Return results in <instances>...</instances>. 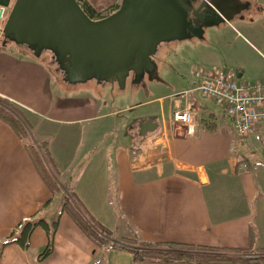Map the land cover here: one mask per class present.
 <instances>
[{"label": "crops", "instance_id": "obj_1", "mask_svg": "<svg viewBox=\"0 0 264 264\" xmlns=\"http://www.w3.org/2000/svg\"><path fill=\"white\" fill-rule=\"evenodd\" d=\"M86 1L101 12L122 0ZM240 3L245 6L230 15V21L245 19L250 13L252 3ZM2 40L0 30V97L20 106L32 129L35 123L44 122L43 130L36 127L40 140L35 141L46 143L63 191L108 231L111 244L134 249L139 235L152 245L214 247L212 251L219 254L240 255L264 248V149L252 139H239L223 109L227 121H221L218 128L213 114L208 121L200 120V93L179 97V101L170 94L172 112L182 109L187 101L194 105L195 123L174 125L172 113L169 120L158 122L146 112L120 121L121 114L137 105L122 104L114 110V99L107 102V91L101 99L102 95L80 89H99L104 84L95 80L73 86L56 75L60 84L78 89L64 94L60 85V92L55 91L52 68L42 54L35 56L30 49L13 43L3 45ZM211 68L220 67L205 70ZM180 83L174 85L183 87ZM189 86L188 82L185 89ZM156 100L161 105L163 98ZM148 119L157 125L156 131L137 135L139 124ZM125 124L131 127L126 136H133L137 147L132 142L124 145ZM148 136L151 143L145 145ZM57 137H61L59 147ZM110 139L114 141L106 144ZM255 174L263 176L261 184H256ZM51 198L20 140L0 122V243L25 221L37 217L53 220L57 204L43 209ZM118 221L136 241L122 236L119 242L112 237ZM47 241L44 230L36 229L27 251L7 246L0 264H140L128 251L111 250L109 245L96 247L65 214L60 217L51 256L38 263L37 256Z\"/></svg>", "mask_w": 264, "mask_h": 264}, {"label": "water", "instance_id": "obj_2", "mask_svg": "<svg viewBox=\"0 0 264 264\" xmlns=\"http://www.w3.org/2000/svg\"><path fill=\"white\" fill-rule=\"evenodd\" d=\"M240 0H122L117 11L90 19L76 0H0L9 8L1 33L35 56L50 52L66 63L70 85L90 80L118 83L142 79L154 70L159 44L200 37L207 27L230 21ZM239 6V7H238ZM197 30V32H195ZM151 119L139 124L140 135L154 131Z\"/></svg>", "mask_w": 264, "mask_h": 264}, {"label": "rangeland", "instance_id": "obj_3", "mask_svg": "<svg viewBox=\"0 0 264 264\" xmlns=\"http://www.w3.org/2000/svg\"><path fill=\"white\" fill-rule=\"evenodd\" d=\"M249 1L253 6L251 7L250 13L245 16V19H233L230 21V25H226L229 22L228 21L227 23L219 26H213L212 28L206 27L200 37L197 36L190 40L185 39L182 41H173L168 44L166 43V45L160 49L158 57L154 60V70L150 73H146L139 81L132 80V78H130V80L123 87H121L118 83L108 84L106 82L100 86L99 89H94L91 86L87 88L84 86L80 89L85 93L89 92V94L93 91V93L97 94L99 97L102 95L101 99H103V95L107 91V94L110 96L107 102L110 104L111 99H114V104L112 106V109L114 110L122 106V104H133V106L137 105L134 108L128 109L124 114H121L119 116L120 121L128 119L130 115L137 113L143 114L146 112L150 115L152 114L153 117H157V121L161 122L162 118L169 120L172 113L170 109L171 105L169 103L170 98H167L168 95L177 94L178 92L183 91L188 86V82L191 85L195 70L204 69V71H207V69L205 70L206 67L218 66L226 73H231L234 76V79L239 83H254L256 81H263L264 0ZM117 3L120 5L121 1H118ZM8 11L9 8L7 12ZM236 34H239V37L236 38ZM241 35H243V37ZM4 42L5 41L3 39L2 44ZM41 56L48 60V64L52 68V88L55 91L60 92V85H62L64 94H74L78 88L68 89V84H60L57 79L56 75L63 80V75L59 69H57L55 61L52 58V54L47 51L42 53ZM239 74L242 76L239 77ZM175 81H180V84H182L183 87L175 86ZM90 85H94V82ZM158 98H163L161 105L157 103L156 99ZM201 98L203 99L201 102L203 108L200 112V120L206 119L208 121L210 118L209 115L213 114L216 118H218L219 124H217V127L220 128L221 121H227V119L222 116V108L202 96ZM175 99V101L180 100L179 96L175 97ZM204 107H206V109H204ZM21 112L22 111H20L19 114H21ZM201 115H204L205 118L202 119ZM23 120L27 123L26 119L23 118ZM120 125L121 124H119V127ZM30 127L29 131L32 137L40 140L39 135H37L38 132L36 133L35 131L37 129V131H41V129L43 130L46 128L44 122H41V124L35 123L33 125V129L31 125ZM129 128H131L130 124L123 125L125 136L124 145L131 146L130 143L132 142L133 147H137L138 142H135L134 137L132 136V139H130L126 136ZM60 139L61 137H57L55 139V142L57 143V145L55 144L56 147H59ZM150 140L151 136H148L145 140V145L151 143ZM113 141L114 139H110V142L107 141L106 144ZM252 167L255 168L253 165ZM256 171L259 173L258 170ZM254 177L256 179V184L262 183V175L260 176V174H255ZM118 224L119 227L113 231L114 234L112 237L115 240L122 242V236H126L130 237L127 241H133L135 235L126 232L125 226L122 222L118 221ZM136 239L137 241L133 242L132 246L134 249L142 247L141 242H146L143 241L139 235ZM155 245L158 246V244ZM160 246L164 248H171L172 245L163 244ZM193 246L197 247V245ZM214 249L216 250V248Z\"/></svg>", "mask_w": 264, "mask_h": 264}, {"label": "trees", "instance_id": "obj_4", "mask_svg": "<svg viewBox=\"0 0 264 264\" xmlns=\"http://www.w3.org/2000/svg\"><path fill=\"white\" fill-rule=\"evenodd\" d=\"M13 1V0H12ZM84 13L92 20L103 19L119 8L118 4H113L107 9L98 12L86 0H76ZM4 39V38H3ZM6 43H13L6 41ZM14 44V43H13ZM15 46H19L14 44ZM19 47L27 48L22 45ZM21 114H19V112ZM23 109L17 104L0 97V122L4 123L12 130L20 140L28 158L37 171L40 179L50 191L52 198L45 204V207L53 202L57 204L58 212L53 220L47 221L45 218L25 221L10 236L0 243V255L3 249L10 245L17 246L22 251H27L30 247V238L36 229H42L47 235V244L37 256L38 263L44 262L53 252V242L60 217L65 214L82 232V234L96 247L102 248L109 245L111 250H125L132 253L134 261L140 264H264V248L255 253H244L240 255L219 254L212 251L211 247L172 245L171 248L161 247L160 244L152 245L149 242H141L142 247L131 249L123 245L111 244L108 240V231L101 225L91 220L90 217L81 210L71 194L64 192L57 180V173L54 166L48 159L46 143H38L32 137L29 126L26 122ZM21 115V116H20ZM28 126V127H27ZM264 129V126L261 127ZM239 139H252L240 138ZM255 141L254 139H252ZM256 142V141H255ZM261 146V145H260ZM263 148V147H262ZM264 149V148H263ZM133 241H136L133 239ZM210 249V250H208ZM215 250V249H214Z\"/></svg>", "mask_w": 264, "mask_h": 264}, {"label": "built area", "instance_id": "obj_5", "mask_svg": "<svg viewBox=\"0 0 264 264\" xmlns=\"http://www.w3.org/2000/svg\"><path fill=\"white\" fill-rule=\"evenodd\" d=\"M7 8L0 7V30L6 18ZM193 82L183 91L171 98L187 97L194 92L224 110L225 116L232 122L240 138H252L264 148V81L239 83L231 73L222 68L195 70ZM197 120V111L190 102L182 109L172 112L171 123L189 127Z\"/></svg>", "mask_w": 264, "mask_h": 264}, {"label": "flooded vegetation", "instance_id": "obj_6", "mask_svg": "<svg viewBox=\"0 0 264 264\" xmlns=\"http://www.w3.org/2000/svg\"><path fill=\"white\" fill-rule=\"evenodd\" d=\"M241 1V0H240ZM240 3V2H239ZM245 4H246V2H245ZM245 4H240V8H243L244 6H245ZM239 7V6H238ZM240 10V9H239ZM209 23H211V22H202V25H200V26H198V27H201L203 30H204V28H206L207 27V25L209 24ZM195 32H197V30H195ZM170 42H173V41H170ZM170 42H165V43H162V44H159L158 45V47H157V50H156V52H155V54H154V57L152 58V63H154V60H155V58H156V56L158 55V53H159V51H160V49L162 48V47H164V45H166V43L168 44V43H170ZM52 54V53H51ZM52 58L54 59V61H55V64H56V66H57V69H59V71L61 72V74L63 75V77L65 76L64 75V73H65V71H64V69H65V67H66V63H65V61L63 60V59H60V58H58L57 56H55V55H53L52 54ZM155 64V63H154ZM140 129L138 128V130H137V135H139V136H143V135H140ZM156 131V130H155Z\"/></svg>", "mask_w": 264, "mask_h": 264}]
</instances>
